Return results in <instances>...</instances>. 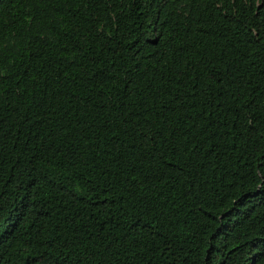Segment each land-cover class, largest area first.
Segmentation results:
<instances>
[{
	"label": "trees",
	"instance_id": "1",
	"mask_svg": "<svg viewBox=\"0 0 264 264\" xmlns=\"http://www.w3.org/2000/svg\"><path fill=\"white\" fill-rule=\"evenodd\" d=\"M0 264H264V0H0Z\"/></svg>",
	"mask_w": 264,
	"mask_h": 264
}]
</instances>
